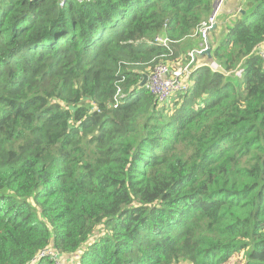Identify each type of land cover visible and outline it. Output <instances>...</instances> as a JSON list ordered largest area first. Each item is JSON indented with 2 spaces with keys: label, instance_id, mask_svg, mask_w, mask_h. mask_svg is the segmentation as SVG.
Masks as SVG:
<instances>
[{
  "label": "trees",
  "instance_id": "trees-1",
  "mask_svg": "<svg viewBox=\"0 0 264 264\" xmlns=\"http://www.w3.org/2000/svg\"><path fill=\"white\" fill-rule=\"evenodd\" d=\"M215 2L0 0V264H264V0L185 92L140 85Z\"/></svg>",
  "mask_w": 264,
  "mask_h": 264
},
{
  "label": "built area",
  "instance_id": "built-area-1",
  "mask_svg": "<svg viewBox=\"0 0 264 264\" xmlns=\"http://www.w3.org/2000/svg\"><path fill=\"white\" fill-rule=\"evenodd\" d=\"M65 1L66 0H59V7H63ZM211 27L212 18H209L202 24V26L198 30V36L200 39L202 38L203 46L207 43L205 34L208 33ZM153 43L163 48L169 49V46L172 42L166 36H157L154 38ZM207 46L208 45H206L204 48H193L192 50H190L187 54V58H185V61L181 65L174 66L172 63H159V65L155 67L152 74L148 76L145 85L147 90L152 94V96L158 103H164L170 97L171 93L175 94L185 92L189 88L190 76L202 64L200 63V58L205 57L202 56L201 53L207 48ZM258 51L263 58L264 45L260 46ZM207 65L212 70H218V65L214 62H209ZM232 74L240 78L242 70L236 69L232 72ZM119 93L120 92H118V94ZM46 257L50 258L53 264H77L76 255H74V257H72L69 261L65 262L63 261V257L56 253L52 248H45L44 250L39 252L35 260H40L41 258Z\"/></svg>",
  "mask_w": 264,
  "mask_h": 264
},
{
  "label": "rangeland",
  "instance_id": "rangeland-1",
  "mask_svg": "<svg viewBox=\"0 0 264 264\" xmlns=\"http://www.w3.org/2000/svg\"><path fill=\"white\" fill-rule=\"evenodd\" d=\"M222 2H223V0H222ZM222 2L221 3L215 2L214 10L210 16V18H212V27L208 31V33L205 34L206 39H207L206 45H208V47H210V46L213 47L214 45H216L224 37V35L227 31V28L231 27L236 20H239V19L246 17V15H248L250 12V9L247 8L246 0H244L241 4V7L240 8L238 7L239 10L236 8L237 10L234 9L229 13L220 14L219 10L223 6ZM240 10H242L244 12V15H242L240 13ZM214 13H215V17H213ZM159 37H162V36H159ZM206 45L203 46L202 38L200 39L199 36H197V42H195V45L193 48L200 49V48H204ZM263 58H264V54H263ZM182 63L183 62H177V63H172V64L174 66H178V65H181ZM201 65H203V63ZM72 257H70L69 259H71Z\"/></svg>",
  "mask_w": 264,
  "mask_h": 264
},
{
  "label": "crops",
  "instance_id": "crops-1",
  "mask_svg": "<svg viewBox=\"0 0 264 264\" xmlns=\"http://www.w3.org/2000/svg\"><path fill=\"white\" fill-rule=\"evenodd\" d=\"M244 0H223V2H222V0H218V2L219 3H223L222 5V7H221V9L219 10V13L220 14H226V13H229V12H231L232 10H234V9H238L239 10V8L241 7V4H242V2H243ZM239 7V8H238ZM236 9V10H237ZM195 42H197V38H192V37H190V38H188L187 40H185V41H182V42H180L179 44H180V47H178L177 48V50L180 52V55L183 53V54H185V52L188 50V49H190V48H193L194 47V45H195ZM182 54V55H183ZM179 55V56H180ZM200 61H201V63H203V64H205L206 63V61H205V58H200ZM74 257V256H73ZM70 259H68V261H69Z\"/></svg>",
  "mask_w": 264,
  "mask_h": 264
},
{
  "label": "water",
  "instance_id": "water-1",
  "mask_svg": "<svg viewBox=\"0 0 264 264\" xmlns=\"http://www.w3.org/2000/svg\"><path fill=\"white\" fill-rule=\"evenodd\" d=\"M240 13L244 15V12L240 10ZM202 56H206L208 59L211 58V49L207 46V48L201 53ZM147 75H143V79L140 82V85H145L147 82Z\"/></svg>",
  "mask_w": 264,
  "mask_h": 264
},
{
  "label": "bare ground",
  "instance_id": "bare-ground-1",
  "mask_svg": "<svg viewBox=\"0 0 264 264\" xmlns=\"http://www.w3.org/2000/svg\"><path fill=\"white\" fill-rule=\"evenodd\" d=\"M213 16H215V13H214V15H213ZM171 95H173V93H171V94H170V96H171Z\"/></svg>",
  "mask_w": 264,
  "mask_h": 264
}]
</instances>
